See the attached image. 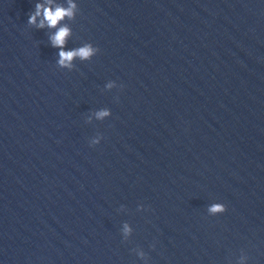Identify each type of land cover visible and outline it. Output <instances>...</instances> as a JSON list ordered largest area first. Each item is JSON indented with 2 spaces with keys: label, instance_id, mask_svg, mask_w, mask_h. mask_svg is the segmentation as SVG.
<instances>
[{
  "label": "water",
  "instance_id": "obj_1",
  "mask_svg": "<svg viewBox=\"0 0 264 264\" xmlns=\"http://www.w3.org/2000/svg\"><path fill=\"white\" fill-rule=\"evenodd\" d=\"M72 3L0 0V264H264V0Z\"/></svg>",
  "mask_w": 264,
  "mask_h": 264
},
{
  "label": "clouds",
  "instance_id": "obj_2",
  "mask_svg": "<svg viewBox=\"0 0 264 264\" xmlns=\"http://www.w3.org/2000/svg\"><path fill=\"white\" fill-rule=\"evenodd\" d=\"M76 4L72 3V0H69V7L65 8L62 6H57L54 9L52 7H45L42 4L36 5V12L30 16L28 23L35 24L37 17L43 16V19L40 21L39 27H44L45 22L50 28H57L59 23L67 18H72L74 16V10L76 9ZM71 35V29L67 26L58 27L57 31L50 37L52 46L60 49L59 52V65L63 67H71L72 61L74 58L79 57L80 59H89L97 52L100 51L99 48L93 47L92 44H87L83 47L65 51L64 48L67 44V40ZM110 88L113 86L111 83L108 85ZM110 115L108 111H101L97 113L99 118ZM99 144V140L93 141L91 146H96ZM209 211L211 213H221L227 211V208L224 204L217 203L210 207ZM125 231H129L127 225H125Z\"/></svg>",
  "mask_w": 264,
  "mask_h": 264
}]
</instances>
